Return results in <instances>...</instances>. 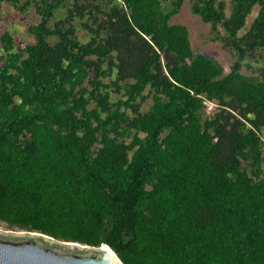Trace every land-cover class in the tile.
I'll return each instance as SVG.
<instances>
[{"label":"trees","instance_id":"16d2710c","mask_svg":"<svg viewBox=\"0 0 264 264\" xmlns=\"http://www.w3.org/2000/svg\"><path fill=\"white\" fill-rule=\"evenodd\" d=\"M183 2L0 0L38 16L0 33V223L123 264H264V0H191L227 72Z\"/></svg>","mask_w":264,"mask_h":264},{"label":"water","instance_id":"95a60500","mask_svg":"<svg viewBox=\"0 0 264 264\" xmlns=\"http://www.w3.org/2000/svg\"><path fill=\"white\" fill-rule=\"evenodd\" d=\"M0 264H123L107 244L58 240L38 231L0 230Z\"/></svg>","mask_w":264,"mask_h":264},{"label":"rangeland","instance_id":"374dc122","mask_svg":"<svg viewBox=\"0 0 264 264\" xmlns=\"http://www.w3.org/2000/svg\"><path fill=\"white\" fill-rule=\"evenodd\" d=\"M228 5V0H225ZM258 6H254L251 13L246 18L245 26H248L252 18L256 15ZM226 12H229L228 7ZM63 14V9L58 8L55 11V17H60ZM55 18L52 19V21ZM38 20V16L30 9L28 12L20 13L13 9L7 3H3L0 10V33L7 30L16 38L25 42H32L33 36L29 34L27 27ZM172 23L184 24L187 26L190 33L191 45L196 52H202L215 57L223 66L224 72L229 71V67L233 62V55L225 48L221 47L220 42L209 39L208 30L209 23L202 21L199 15L192 13L191 0H184L180 10L171 18ZM79 35L84 39L87 37L82 30L78 31ZM244 72H249L248 69H243ZM208 109L213 108V104L207 103ZM5 224L0 223V230H7ZM15 230V229H13Z\"/></svg>","mask_w":264,"mask_h":264}]
</instances>
